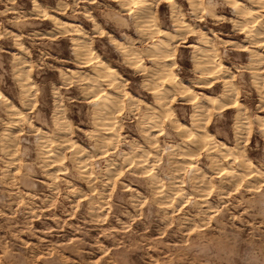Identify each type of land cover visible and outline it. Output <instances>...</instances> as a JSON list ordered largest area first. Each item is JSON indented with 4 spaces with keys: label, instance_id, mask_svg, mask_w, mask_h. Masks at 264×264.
Listing matches in <instances>:
<instances>
[{
    "label": "clouds",
    "instance_id": "clouds-1",
    "mask_svg": "<svg viewBox=\"0 0 264 264\" xmlns=\"http://www.w3.org/2000/svg\"><path fill=\"white\" fill-rule=\"evenodd\" d=\"M0 264H264V0H0Z\"/></svg>",
    "mask_w": 264,
    "mask_h": 264
}]
</instances>
